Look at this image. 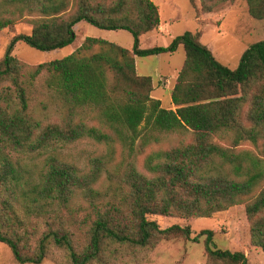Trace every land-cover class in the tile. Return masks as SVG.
<instances>
[{
    "label": "trees",
    "instance_id": "obj_1",
    "mask_svg": "<svg viewBox=\"0 0 264 264\" xmlns=\"http://www.w3.org/2000/svg\"><path fill=\"white\" fill-rule=\"evenodd\" d=\"M194 5V0H189ZM245 1L249 15L264 20V0H200V14H210L223 3ZM2 3L40 14L30 35L13 37L0 59V244L18 264H41L51 251H62L67 264H142L162 241L196 242L205 237L207 264H249L242 252L213 247L212 231L192 239L189 227L161 228L152 218H210L245 203L251 245L264 255V41L245 50L235 70L221 65L200 42L199 33L186 32L167 47L140 49V38L160 24L151 0H2ZM74 3L75 11L63 13ZM85 22L103 31L130 34V50L99 38H85L68 57L40 64L27 73L12 56L13 46L24 43L40 52L71 46L74 26ZM10 21H0V30ZM182 47L183 66L171 91L175 110H166L151 97L150 77L138 76L135 57L174 54ZM46 74L44 86L66 111L60 123H43L30 106V90ZM95 113L98 127L73 120L77 111ZM190 132L192 142L158 152L149 161V177L129 168L123 176L126 192L113 203L94 204L101 161H92L83 173L58 159L54 149L83 139L98 144L126 145L144 130ZM233 135V147L249 141L260 148L261 159L235 154L212 142L214 136ZM146 143V141H145ZM45 156L40 170L36 157ZM78 194L92 204L84 243L78 244L63 228L47 231L33 243L30 219L63 206ZM54 212V210H52Z\"/></svg>",
    "mask_w": 264,
    "mask_h": 264
},
{
    "label": "rangeland",
    "instance_id": "obj_2",
    "mask_svg": "<svg viewBox=\"0 0 264 264\" xmlns=\"http://www.w3.org/2000/svg\"><path fill=\"white\" fill-rule=\"evenodd\" d=\"M111 0H96V2L109 3ZM177 9H173V7ZM179 13H177L178 11ZM75 11L74 3L62 14L63 17L72 15ZM176 11V13H175ZM200 12V0H194V5L189 0H165L161 4L162 21L168 18L175 22L168 27L170 37H177L186 32L203 31L201 43L207 45L214 58L230 70H235L239 64L242 53L252 44L264 41V20H256L248 13L245 1L223 3L214 8L210 14L202 15ZM203 16L199 26L195 19ZM44 19L40 14H29L28 11H19L16 7L7 6L0 0V21H10V25L0 30V59L4 57L12 39L18 34L30 35L36 22ZM76 39L74 43L64 49L40 52L24 43L13 46L12 56L16 58L27 73L33 67L40 64L64 59L78 49L82 38H99L106 41H115L119 46L128 49V42L132 40L129 33L124 31H103L81 22L73 28ZM84 33V34H83ZM83 34V37L82 35ZM133 41V40H132ZM149 42L143 40L140 49L170 44L168 36L161 37L160 41ZM161 47V46H160ZM155 60L154 57L137 58L139 74L148 75L155 86L157 74L174 72L179 70L185 60L184 51L179 48L172 55L162 56ZM46 74L40 75L30 90V106L34 116L43 123H60L63 121L66 111L60 109L59 103L51 98L46 91L44 82ZM160 82L164 78L160 77ZM167 100V99H166ZM165 105V104H164ZM75 122H84L88 126L98 127L95 113L88 110H79L74 116ZM144 135L134 142L121 145L117 141L112 144H98L90 139H83L71 145H58L54 154L58 159L76 166L81 172H87L93 160L101 161L100 178L94 189L101 197L94 202L97 206L113 203L119 199V195L126 192L123 176L133 167L137 172L150 176L147 166L155 154L170 148L187 145L192 142L190 132L162 133L155 130H144ZM146 141V143H145ZM212 142L218 146L231 149L235 154L249 153L255 158L261 159L260 148L249 141H239L233 147L234 137L224 133L214 136ZM45 156L36 157L32 162L24 160L28 164H34L38 172L42 167ZM152 163H156L153 159ZM264 188V180L256 187L253 198ZM252 198H247L245 203ZM245 203L229 208L226 211L212 214L210 218L186 219L181 217H153L161 228L173 225L189 227L191 238H196L201 231H212L213 247L221 251L242 252L249 264H264V255L261 249L251 245L250 226L245 214ZM54 210V212L52 211ZM92 204L81 194L76 195L65 208L63 206L50 207L47 213L35 215L30 219L32 242L35 243L44 232L47 225L53 229L63 228L73 236L80 245L84 243V236L88 229L89 221L93 219ZM205 237H200L196 242L175 239L160 242L148 255L142 264H207L204 255ZM62 251H51L49 256L41 264H67ZM0 264H18L8 247L0 244Z\"/></svg>",
    "mask_w": 264,
    "mask_h": 264
},
{
    "label": "crops",
    "instance_id": "obj_3",
    "mask_svg": "<svg viewBox=\"0 0 264 264\" xmlns=\"http://www.w3.org/2000/svg\"><path fill=\"white\" fill-rule=\"evenodd\" d=\"M151 1L158 8L159 16H160V24H159V27H158V29L156 31H154V32H152L150 34L144 35V36H142L140 38V42H139L140 47H142V44H143L142 42H143L144 39L149 41V42H155V44H157L158 43L157 41L158 40L160 41V38L163 37V36H164V38L166 36H168V38L170 40V43L175 38V37H170L169 32H168V30H169L168 27L171 26L175 22L176 18L175 19L168 18L167 21H165V22L162 21L163 19H162V13H161V4L162 3L164 4L165 0H151ZM173 9H177V8L174 6ZM179 12L180 11H178L177 13H179ZM175 13H176V11H175ZM195 21H196V23L199 22L200 23L199 26H200L203 21H206V19L203 16H201V18H198V19L196 18ZM193 33H199L200 34V41H201V39L203 37V35H202L203 31H198V32L194 31ZM83 34H81L82 37H83ZM86 37L87 36H84L82 38V40H84ZM109 43H112V44H115V45L119 46L115 41H111ZM128 44H129L130 48H128L127 50H130L131 47H132L133 41L132 40H131V42L129 41ZM168 45H169V43L166 44V45L161 44L160 46L161 47H167ZM119 47H121V46H119ZM154 47H156V45ZM121 48H123V47H121ZM150 48H153V47H150ZM180 48H182V47H180ZM165 55H172V54H163V55H157V56H152V57H154L155 60L160 61L159 59H161V57L165 56ZM137 58L138 57H135L136 74L138 76L149 77L148 75H143V74H139L138 73L139 72V67L137 66ZM181 68L179 70H177V71L175 70L174 72L157 74V83H156L155 86L153 85V92L151 94V97L153 99L159 101L161 103V107L163 109L172 110V111L175 110V107L171 103L170 94H171L172 89L175 86V83H176V80H177V77H178V74H179ZM161 76L164 78V82H160V77Z\"/></svg>",
    "mask_w": 264,
    "mask_h": 264
}]
</instances>
